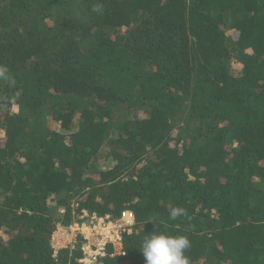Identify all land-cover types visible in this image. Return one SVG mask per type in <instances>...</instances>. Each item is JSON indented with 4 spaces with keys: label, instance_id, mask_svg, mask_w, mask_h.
Instances as JSON below:
<instances>
[{
    "label": "trees",
    "instance_id": "trees-1",
    "mask_svg": "<svg viewBox=\"0 0 264 264\" xmlns=\"http://www.w3.org/2000/svg\"><path fill=\"white\" fill-rule=\"evenodd\" d=\"M0 66V264H81L75 211L134 215L92 264H264V0H0Z\"/></svg>",
    "mask_w": 264,
    "mask_h": 264
},
{
    "label": "built area",
    "instance_id": "built-area-1",
    "mask_svg": "<svg viewBox=\"0 0 264 264\" xmlns=\"http://www.w3.org/2000/svg\"><path fill=\"white\" fill-rule=\"evenodd\" d=\"M82 218L90 219V224L85 225L83 222L69 226V231L82 236L86 240V245L81 248L83 259L81 264H92L98 257H104L106 249L110 247L113 251L111 257L124 256L122 249V240L124 235L131 234L134 226V215L131 211H124L119 218L113 220L109 216H97L82 212ZM62 228V227H61ZM64 230V231H63ZM66 229H58L54 234H64ZM96 240L95 247L92 248L90 242ZM52 248L56 254V248L52 244Z\"/></svg>",
    "mask_w": 264,
    "mask_h": 264
},
{
    "label": "clouds",
    "instance_id": "clouds-1",
    "mask_svg": "<svg viewBox=\"0 0 264 264\" xmlns=\"http://www.w3.org/2000/svg\"><path fill=\"white\" fill-rule=\"evenodd\" d=\"M92 11L102 12V6L96 5ZM7 69L0 66V79H8ZM186 211L181 207L171 209L169 218L176 220L185 216ZM149 222H155L152 218ZM190 248V241L184 235L171 236L160 232L146 235L142 241L140 250L145 258V264H190L185 251Z\"/></svg>",
    "mask_w": 264,
    "mask_h": 264
},
{
    "label": "rangeland",
    "instance_id": "rangeland-1",
    "mask_svg": "<svg viewBox=\"0 0 264 264\" xmlns=\"http://www.w3.org/2000/svg\"><path fill=\"white\" fill-rule=\"evenodd\" d=\"M226 34L228 36H230L231 32L228 30V31H226ZM240 71H241V65H239L238 63H236L234 61H231V64L229 66L230 75L232 77L236 78V77L239 76ZM139 115L142 116L141 113H139ZM47 125H48V128L50 130L54 131V132H57V133H60V134H66L65 133L66 130H63L61 128L60 122H57L52 116H48L47 117ZM74 128H75V126L73 125L72 126V130H74ZM106 164H107V161H105V159H102V160H100L99 167L103 168V167L106 166ZM73 208H74V206H73ZM81 216H82V213H80V212L77 213L75 211L74 220H73L72 225L73 224H78V223H81V222H83L85 225H89L90 224V219L82 218ZM57 228L60 229V230L61 229H66V230L69 229V227H62L61 228L60 226H58ZM57 228H56V230H57ZM83 240L85 241V244H82V247H83V245H86V243H87L84 238H83ZM93 241H96V240L92 239V242ZM78 242H79V240H78L77 234L73 233L72 231H69V230L65 231L64 234L62 232H61V234H59V232H58V234H53L52 239H51V245L54 244V246L56 248V251H59L61 249H66V248H74L77 245ZM95 243L96 242H93L92 245L95 246Z\"/></svg>",
    "mask_w": 264,
    "mask_h": 264
}]
</instances>
